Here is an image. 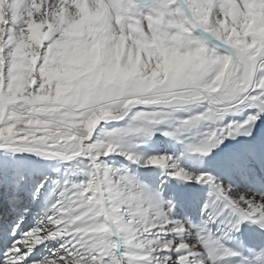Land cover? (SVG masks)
<instances>
[{"label":"snow or ice","instance_id":"obj_1","mask_svg":"<svg viewBox=\"0 0 264 264\" xmlns=\"http://www.w3.org/2000/svg\"><path fill=\"white\" fill-rule=\"evenodd\" d=\"M0 264H264V0H0Z\"/></svg>","mask_w":264,"mask_h":264}]
</instances>
